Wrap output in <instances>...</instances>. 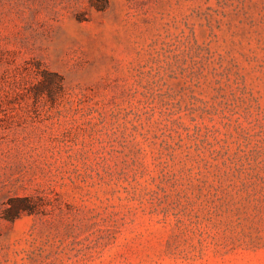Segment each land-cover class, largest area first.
<instances>
[{"label": "rangeland", "instance_id": "obj_1", "mask_svg": "<svg viewBox=\"0 0 264 264\" xmlns=\"http://www.w3.org/2000/svg\"><path fill=\"white\" fill-rule=\"evenodd\" d=\"M0 264H264V0H0Z\"/></svg>", "mask_w": 264, "mask_h": 264}, {"label": "trees", "instance_id": "obj_2", "mask_svg": "<svg viewBox=\"0 0 264 264\" xmlns=\"http://www.w3.org/2000/svg\"><path fill=\"white\" fill-rule=\"evenodd\" d=\"M44 77L41 89L39 90L40 94L45 92L51 98H56L64 90V79L58 73L48 72L46 70L42 71Z\"/></svg>", "mask_w": 264, "mask_h": 264}]
</instances>
